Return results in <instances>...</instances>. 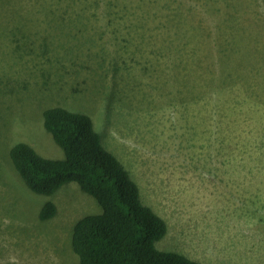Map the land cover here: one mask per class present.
<instances>
[{
    "label": "rangeland",
    "instance_id": "rangeland-1",
    "mask_svg": "<svg viewBox=\"0 0 264 264\" xmlns=\"http://www.w3.org/2000/svg\"><path fill=\"white\" fill-rule=\"evenodd\" d=\"M20 7L0 10V264H78L72 227L99 211L75 182L31 192L11 164L19 140L63 157L40 124L55 105L89 112L166 221L158 249L264 264V0H39L23 37Z\"/></svg>",
    "mask_w": 264,
    "mask_h": 264
},
{
    "label": "trees",
    "instance_id": "trees-1",
    "mask_svg": "<svg viewBox=\"0 0 264 264\" xmlns=\"http://www.w3.org/2000/svg\"><path fill=\"white\" fill-rule=\"evenodd\" d=\"M2 1L0 10L12 0ZM24 1L29 9L13 10L18 26L15 33L21 37L28 25L31 27L39 4V0ZM112 114L113 110L109 111L110 124ZM40 124L62 149L63 157L42 156L21 140L9 147L8 156L31 192L50 195L62 185L75 182L96 201L99 211L83 215L71 230V247L78 264H203L182 253L156 247L168 231L166 221L143 203L137 183L118 156L102 143V133L86 109L46 106L41 111ZM55 212L54 203L46 201L38 217L51 219Z\"/></svg>",
    "mask_w": 264,
    "mask_h": 264
}]
</instances>
